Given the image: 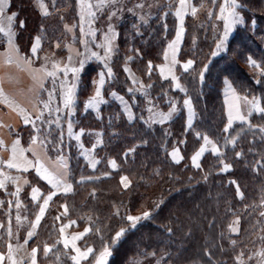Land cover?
<instances>
[{"label":"trees","instance_id":"16d2710c","mask_svg":"<svg viewBox=\"0 0 264 264\" xmlns=\"http://www.w3.org/2000/svg\"><path fill=\"white\" fill-rule=\"evenodd\" d=\"M45 1L48 16L42 15L36 0L9 2L8 12L16 14L12 24L14 43L23 56H31L36 36L41 37L39 55L46 52L60 55L66 53L70 39L77 35L79 0ZM160 1L145 19L136 13L119 15L117 49L108 65L112 75H105L102 89L107 103L101 104L98 114L83 111V106L91 95L92 82L105 67L100 60L91 59L79 74L75 113L68 118L75 129L87 131L81 138L87 146L93 139L88 131H101L102 144L93 152L99 161L94 169L84 157L80 142L67 135L66 115L60 121L64 126L62 144L61 129L55 124L49 127L36 120L35 128L28 124L17 132L10 130L25 146L33 137L46 138L47 156L51 160L64 156L70 169L68 181L73 185V192L53 197L33 241L38 246L40 261L74 264L69 258L74 252L65 249L62 243L56 244L61 240V222L55 218L60 217L64 204L68 206V214L61 216V221L71 219L79 228L91 229L79 245L91 247L94 252L81 264H95L94 257L105 246L112 253L107 264H130L133 259L145 258L150 253L163 257V264H258L255 254L258 249L259 253L264 252V215H261L264 212V132L260 131L264 116L253 113L249 117L252 127L238 121L225 132L228 118L223 95L225 83L229 81L240 95L255 97L264 106V0H237L242 23L230 32L225 51L217 56L211 53L223 35V28L217 27L222 0H216L215 5L212 0H194L198 4L204 1L205 7L195 16L187 14L184 21L177 71L185 91L175 88L174 82L164 79L159 71L165 61L167 44L177 28L174 4ZM65 25L74 27L75 34ZM6 44L7 38L0 33V47ZM249 57L260 67H253ZM188 60L194 63L185 72L182 65ZM125 69H130L138 78L137 83H133ZM104 72L107 73V68ZM113 93L128 102L134 119H129L124 104ZM42 94L40 90L39 98ZM186 99L191 100L194 112L191 127L184 104ZM170 104L177 109L170 120L157 123L149 119V108L167 111L171 109ZM45 118L54 119L55 115H44ZM1 127L0 120L3 141ZM36 128L40 129L39 133ZM198 134L208 136L221 153L206 151L198 160L200 167L192 161L204 142ZM226 139H235V145L226 144ZM58 148L61 150L57 151ZM2 149L0 145V160ZM174 150L182 157L178 163L171 155ZM110 161H115L117 167L113 168ZM224 164L230 168L224 170ZM9 175L18 181L21 176L29 179L30 185L22 188L18 197L33 216L38 206L31 198L30 188L36 185L46 193L51 187L32 171ZM123 176L129 180L127 187L121 183ZM17 187L18 183L8 181L6 189H0L5 206L18 198L13 195ZM144 211L151 212L150 218L142 219L132 228L126 216L141 215ZM121 228L125 229L124 235L113 243ZM0 240L4 244L6 235ZM45 245H55L46 256Z\"/></svg>","mask_w":264,"mask_h":264},{"label":"snow or ice","instance_id":"6c2138e0","mask_svg":"<svg viewBox=\"0 0 264 264\" xmlns=\"http://www.w3.org/2000/svg\"><path fill=\"white\" fill-rule=\"evenodd\" d=\"M7 2V0H0V33H3L4 36L7 38V45L9 49V55L7 58V63H13V58L11 53H19L18 47L14 43V36L15 33L12 30V24L15 19V13L9 16H4V5ZM40 7L42 9V15L48 16L50 15V12L48 11L47 5L44 3V0H38ZM213 5L216 4V0H212ZM117 3V0H97L96 3H93V0H79L80 4V31L84 33V27L83 25L85 23L88 24V32L86 35H91L92 37H95V30L92 28V24L95 22L97 18V11L103 10L105 6H111L115 5ZM142 7V5H141ZM201 8L204 7L203 4L200 5ZM240 7V5L237 3V0H223V2L219 6V15L218 19L222 20L223 23V35L219 39V42L216 44V50L211 53L212 56H217L221 52L225 51L226 48V42L228 40L229 34L234 28L235 25L242 23V17L240 16V13L237 11V9ZM95 9V10H94ZM188 9H190L191 15L195 16L198 9L197 7L191 5L189 3V0H179V8L176 10L175 15L179 18L180 21V30L177 32L176 39L169 44V50H171L172 53V60H171V65L172 66H159V71L161 76L164 79H168L171 77V80L175 82V88L179 89L180 91H185L184 88H182L181 84L179 83V77H177L174 73V66L175 64L178 63L176 59L177 51H178V45L181 41V37L184 31L183 28V23H184V18L185 15L188 14ZM116 12H112L109 16V19H111L112 16H115ZM212 13L209 11V16H211ZM6 21V23H5ZM21 27H23V23L21 22ZM66 29L68 31H72V28L65 25ZM117 33L115 32L114 28L109 25L107 32L104 34V42L100 45H98L101 48H105V54L103 57L100 56L99 53L96 52H91V57H95L97 59H104L107 61V59L110 58L111 53L113 52V41L117 37ZM85 45L87 46L88 41H84ZM41 44V37L37 36L35 38V43L33 44L31 48V52L33 55H35L40 48ZM87 51V47H86ZM77 55H83V53H77ZM25 65L28 66V68L34 73L33 79L36 81L37 88L38 90L41 91H47L48 92V99L47 101H42L43 104V109H38L37 115L35 120L31 119L27 114H24V110L20 109L21 113L24 114V123L29 124L31 123L33 127H36V120H39L41 124L47 123L49 127H51L53 124L59 129H61V134H60V143H63V125L61 124V116L59 115L61 112L67 110V117L66 119V125H67V135L69 137H73L77 140L80 141L81 137L84 135L83 129H81L78 133H74L73 130V121L68 118L75 113V94H76V88H77V82L79 79V74L82 71L85 60H80L79 61V67H69L68 65H65L63 68L60 67L59 64H53V69L52 71L48 70L47 65H43L42 67L38 69H32L31 65L33 63L31 58H20ZM47 59V58H45ZM69 64L72 61V57L70 56L69 58ZM85 59H88L86 56ZM164 59L168 60V53L166 52L164 54ZM249 63L253 67H260L255 60H252L250 57ZM192 60H188L187 62L183 63L182 67L185 72H187L190 68H192L193 65ZM105 68H107V73L105 72H100L99 73V79L96 82V89L95 93L93 96H91L88 101H87V108L88 109H99V105L103 103H107L103 99L102 96V91L101 89L103 88V85L105 83V75L107 74L108 76L112 75V70L110 67H108V64L105 63L104 65ZM149 68V74H151V69H152V64L149 62L148 64ZM128 71L130 74V69H125ZM58 72H63L64 76H67L68 72H72L74 75V81L71 83V85L68 84V82L61 81L59 84V87L63 90L62 91V105L63 107L56 106L55 108L52 107L53 102L55 101V93H56V87H57V73ZM48 78H52V89L51 91H48L45 89V80ZM200 79H203V72L200 74ZM133 83H137L135 79H133ZM141 87H144L141 85ZM148 87H151L149 85ZM128 91H135L134 89H128ZM228 91L232 93V97L234 101H237V103H232L229 102L228 106V119H227V125L224 128L225 132H228L229 129L232 128L234 121H239L242 124H248L249 127H252L251 122L249 117L253 115V113H259L262 116H264V106H261L260 100L257 98L253 97L251 100L248 99V97H243L242 99L245 101L246 105L248 106L247 112H242L240 105L238 101L241 99V97L237 96L235 94V90L232 89L231 85L229 84L228 86ZM146 94V93H145ZM113 96H116L115 93L112 94ZM122 104H124L125 111L128 112L129 114V119H134V116L131 112V106L128 104L127 101L124 100L122 96L117 97ZM0 103H6L11 106L12 102L7 98L5 95L3 88L0 87ZM184 104L188 107L189 111V116H188V126L191 127L192 124V119H193V109H192V104L190 99H186L184 101ZM171 110L167 113L159 112V113H154L153 116H150V120H154L159 123H163L165 121H168L172 118L173 114L177 111L176 107L174 104H170ZM47 110L49 116H52L53 112L56 113L54 119L50 120H45L44 119V111ZM148 111L152 113V108H149ZM158 117V119H156ZM37 133H39L40 129L36 128ZM260 131L264 132V127L260 128ZM98 136L100 134H97ZM200 136V134H198ZM200 138L203 139L204 143L203 145L198 149V151L192 156V161L193 164L196 167H200L198 160L199 158L209 150V146H211V152L220 155V148L217 146V144L212 141L208 136L203 135L200 136ZM45 139H40L38 136L33 137L32 139V144H37L38 142L42 147H46ZM232 143L235 145L236 140L235 139H226L225 143ZM3 141L0 140V145H3ZM20 141L16 140L12 147H11V157L7 161H2L0 160V165H6L7 168L9 169H16L17 171H24L27 172L29 168H34L37 175L45 180L50 186L52 191H50L46 196H44L43 193H41L40 189L38 187H32L31 189V198L34 201H37L38 203V213L35 215V220L34 222L31 223V231L28 232V239H31L35 234H36V229L39 227L40 222L42 218L45 215V212L49 206V202L52 201L53 197L56 196L57 194H69L73 192V185L70 183L67 179L70 169L68 162L64 156H59L57 158V166L56 170H50L48 167L45 166L43 161L40 159L39 156L36 157L35 161L28 159L24 155V150L23 149H18ZM102 143V140H97V144ZM95 146L93 145L92 149H85L83 146V143L80 144V147L83 151V154H85L87 157H89V163L91 167L94 169L96 165L99 163L98 160H96L94 157H92V153L95 151ZM61 149H57V151H60ZM172 158L178 163L179 159H182V157L179 156V151L174 150L172 152ZM110 164L113 168H116V162L115 161H110ZM230 168V165L224 164L223 169L228 170ZM85 178H81V183L84 182ZM87 179H93L92 177H88ZM8 181H11L14 184L18 183V178L13 177L10 175H7L2 168H0V189H6V183ZM127 181V177H122L121 183H124V186L127 187L128 185L125 183ZM25 183H28L27 180H25ZM238 188V186H237ZM21 191L20 187L16 188V192L13 193L15 196H19V193ZM43 196L42 203L41 197ZM241 198H243V193H240ZM3 201H0V206L3 205ZM11 203V202H9ZM16 207L19 208L20 204L17 202ZM61 207L64 209L63 213L61 215H67L68 214V206L66 204L61 205ZM261 215H264V212L261 213ZM151 216L150 211H144L141 215H128L126 216V220L131 222L130 226L132 228H135L137 223L141 221L142 219H148ZM20 216L17 215L16 220L17 223L20 222ZM55 219L59 220L60 217L57 216ZM75 221H70L69 225L75 224ZM238 223V221H237ZM0 227H3V225H0ZM66 226H62L59 228V232L61 234L64 233ZM237 229H233V231H236ZM91 231L90 228H86L83 233H78L76 235H73L71 239L69 240L68 237H64V239L57 240L56 244L63 243V247L65 249L71 248L73 251L76 253L75 255H71L69 258L74 262V264H80V261L82 259H87L89 255H91L94 252V249L91 247H88L85 251H81L80 248L76 247L75 241L82 238L86 233ZM125 229L121 228L118 232H116L115 237L113 238V243L118 241L120 237L124 235ZM8 234L9 236L12 235L11 227L9 226L8 228ZM27 243V240H25V244ZM53 245L52 247H49L45 245L44 247V254L48 255V253L52 252ZM39 251L38 248H33L31 250L30 256H31V264H36V254ZM13 252V246L11 244L8 245V259L12 261V264H17L15 258L12 255ZM111 251L108 246H105L99 253L98 256L94 257L95 264H107V258L111 256ZM261 257H264V252L259 253ZM5 259L3 254H0V262H2Z\"/></svg>","mask_w":264,"mask_h":264},{"label":"crops","instance_id":"0c3cea01","mask_svg":"<svg viewBox=\"0 0 264 264\" xmlns=\"http://www.w3.org/2000/svg\"><path fill=\"white\" fill-rule=\"evenodd\" d=\"M167 1H171V0H167ZM175 1H176L175 9L177 10L179 8V0H175ZM9 2H10V0H7V2L4 5V9H5L4 16L5 17L12 15V13L8 12ZM44 3L46 4L45 0H44ZM189 3H190V1H189ZM36 6L39 9V11L42 13V9L40 7L38 0H36ZM176 10H175V13H176ZM189 13H190V9H188V14ZM185 17H186V15H185ZM176 18H177L176 33H175L174 37L168 42L167 47L165 49V53L166 52L168 53V60L169 61L172 60V53H171V50H169L168 46H169V44L172 43L173 39L176 37L177 32H178V27L180 29V26H181V25H179V18L177 16H176ZM184 21H185V18H184ZM5 23H6V21H5ZM183 28H184V23H183ZM183 37H184V31H183V34L181 37V41L178 45V51H177L176 59H177L178 54H179V50H180V47H181V44L183 41ZM34 43H35V39H34L33 44ZM33 44H32V46H33ZM40 46H41V44H40ZM38 51H39V49H38ZM38 51H37V53H38ZM8 55H9L8 45L6 44L5 47H2V48L0 47V87L3 88L5 95L12 102L11 106L9 104H6V103H0V120H1L3 126L4 125L8 126L9 129L12 130V132L13 131L17 132L21 127L28 125V124L24 123V114H27L31 119L35 120L38 109H41V105H40V101H39L40 90L35 89L34 84H32L30 79L25 76L24 71L20 67V64H22L20 62L21 61L20 58H27V57L23 56L20 52L18 54L13 52V53H11L12 58H13V63H7ZM35 55H33L31 52V56H35ZM31 56H29L28 58H31ZM229 84L231 85L232 88H234L233 85L228 81L225 83V86L223 89L227 118H228V104H229V102L233 101L232 100V93L230 91H228ZM234 90H235V88H234ZM239 102H240V100H239ZM20 109L24 110V114L21 113ZM235 122H238V121H234V123ZM29 124H31V123H29ZM12 132L11 133L9 132L10 134L8 136H4L1 133V137H2L3 142H4L2 145L3 149L1 151L2 152V161H7L11 157V147L16 140H19L20 143H19L18 149L24 150L25 157H27L30 160L35 161L36 157L39 156L46 167H48L50 170H53V171L56 170V166H57V163L55 164L56 161L51 160L47 156L44 147H42L39 142L35 145L32 144V142H31L28 146H25L22 143L20 137L18 135H13ZM0 168H2V170L7 175H9L10 173H13V172L18 173V174L19 173H26L24 171H17L16 169H9L6 167V165H0ZM30 171L36 173L34 168H29V170L27 172H30ZM67 179H68V177H67ZM25 180H27L28 183H25ZM43 181L45 183H47L45 180H43ZM18 185L22 189V188L28 187L30 185V181L27 177L21 176L20 180L18 181ZM32 187H38V186L33 185ZM32 187L30 188V190L32 189ZM40 191H41V193L44 194V196H46L50 191H52V189L46 193L43 192L42 189H40ZM30 195H31V191H30ZM42 200H43V196L41 197L40 203H42ZM0 201L4 202V200L1 196H0ZM17 202H19V204H20L19 208L16 207ZM34 203H36L38 206L37 201H34ZM50 203H51V201L49 202V206H50ZM49 206H48V208H49ZM26 207L27 206L25 205L23 200L20 199L19 197L15 199L14 203H12L8 206H5L4 203L2 206H0V225H3V227H0V237L2 235H6V237H7V240L5 241L4 244L2 243V245H1V240H0V254H3L5 257V259L2 262H0V264H12V261L8 259V245L9 244H11L13 246L12 255L15 258L17 264H31V256H30L31 250L33 248H38V246L36 244H34L33 241L37 235L39 227L36 229V234L31 239H28L27 234L29 231L32 230L31 229V223L34 222L35 215L38 213L39 208H37V210L33 214V216H30L29 211L27 210ZM63 211H64V209H63ZM63 211H61L59 213L60 217L65 216V215H61V213H63ZM17 215H19L21 218L19 223H17V220H16ZM59 221L61 222V227L66 226L64 233L61 234V241L64 239V237H68L70 240L73 235H76L78 233H83L85 231V229L88 228V227L79 228L76 221H75L76 222L75 224H71L70 226H68L70 221H74L71 219L61 221V218H60ZM9 226L11 227V231H12L11 236H9V234H8ZM82 238L76 240L75 244H76V247L85 250V248H82L79 245V241ZM25 240H27L26 244H25ZM68 249H71L73 251L71 246ZM43 251H44V248H43ZM38 252L36 254V264H54L52 261H48V260L40 261L39 256H38ZM75 254L76 253L74 252V255ZM84 260H81L80 264Z\"/></svg>","mask_w":264,"mask_h":264},{"label":"rangeland","instance_id":"374dc122","mask_svg":"<svg viewBox=\"0 0 264 264\" xmlns=\"http://www.w3.org/2000/svg\"><path fill=\"white\" fill-rule=\"evenodd\" d=\"M189 1H190L191 5L197 7L198 11L202 10L205 7V4L203 3L204 1H201L199 4H198V2L195 3L194 0H189ZM96 2H97V0H93V3H96ZM160 2H161L160 0H151V1L150 0H117V3L115 5L105 6V8L103 10L97 11V18H96L95 22L92 24V28L95 30V33H96L95 37H92L91 35H86V33L88 32V24L87 23H85L83 25L84 33H82L80 31L81 21L79 20V23H78L79 28H78L77 35H74L75 34V28L71 27L72 28L71 33H73L74 36L70 39V43H68L67 46H66V49H67L66 53L64 52L63 54H60V55L59 54H55V53H49V52H46V53L40 54V55H39V53H37L35 56H31L32 61H33L32 65H31V68L32 69H38V68H40V67H42L43 65L46 64L47 67H48V70L52 71V70H54L53 69V64L54 63L55 64H59L61 68H63L65 65H68L69 67H79V61L80 60H85V64H86L91 59H97L95 57H91V52L99 53L100 56L103 57L104 54H105L106 49L105 48H101L98 45H100V44H102L104 42V34L107 32L109 25H111L114 28L115 32L118 34V31L116 29V22H117V19L119 18V15H121L123 12H124L125 15H126V13H131V14H135L136 13V14L142 16V18L145 19V17L148 16V14L155 9L154 4L155 3L160 4ZM168 2H172V4H174V7H175V5H176V1L175 0H171V1H168ZM222 2H223V0H222ZM201 4L204 5L203 8L200 7ZM141 5H142V7H141ZM113 10L116 12V15H115V18L113 20H111V19H109V15L113 12ZM218 15H219V12H218ZM223 23L224 22L222 20L218 19L217 27L219 29L223 28ZM239 24H241V23H239ZM179 25H180V21H179ZM235 27H236V25L234 26V28ZM233 29H232V31H233ZM179 30L180 29L178 27V31ZM175 39H176V37L173 39V41ZM85 40L88 41L87 46L84 43ZM112 43H113V52L111 53L110 58L107 59V61H105L104 59H98V60H100L102 62L103 67H104L105 63L110 65V62L114 58L115 50L117 49V37ZM86 47H87V51H86ZM77 53H83V55H77ZM70 56L72 57V61L69 64V59L68 58ZM86 56L88 57V59H85ZM45 58H47V59H45ZM177 61H178V57H177ZM20 62L22 63V64H20V67L24 71L25 76L30 79L32 84H34L35 89H38L36 81L33 79L34 73L28 68L27 65H25L23 63L22 60ZM85 64H84V66H85ZM160 66H172L171 65V61L165 60L164 63L162 65H160ZM105 70H106V68H102V70L100 72H104ZM174 73H175V75L177 77H179V74H178V71H177V64H175V66H174ZM129 76L131 77L132 80L133 79H135V80L138 79L132 72H131V74L129 73ZM169 78L171 79V77H169ZM98 79H99V77L92 82V89H91L90 97L93 96L94 93H95L96 82L98 81ZM65 80L68 82L69 85H71V83L74 81L73 73L72 72H68L67 76H64L63 72H58L57 73V87H56V93H55V101L53 102V105H52L53 108H55L56 106L63 107V105H62V91L63 90L59 87V84H60L61 81H65ZM76 82H78V81H76ZM174 84H175V82H174ZM44 86H45V89H47L48 91H51L52 86H53L52 85V78H48V84H46ZM102 89H101V91H102ZM232 89H234V88H232ZM76 91H77V88H76ZM235 94L237 96L241 97L240 102L238 101V103L240 105V108H241V111L242 112H247L248 106L246 105L245 101L242 99L243 97H246V96L240 95L236 91H235ZM90 97H88L85 100L84 106H83V111L92 110L93 112L98 114L101 104L99 105V109L98 110H96V109H88L87 108V101H88V99ZM116 97H119V96L117 95ZM47 99H48V92L47 91H43L42 98H39V101H40V104L42 105V107H43L42 101H47ZM103 99H104V97H103ZM248 99L251 100L250 98H248ZM76 100H77V98H75V103H76ZM232 100H233V97H232ZM232 103H237V101L233 100ZM228 106H229V104H228ZM186 109L188 111V107L187 106H186ZM152 110H153L152 113L149 112V117L153 116L154 113H159V112L167 113L171 109L165 111V110L159 109L158 107H154ZM53 114L56 115L55 112H53ZM44 115L49 116L47 110H45ZM59 115L61 117H64L65 115L67 116V110L61 112ZM188 115H189V111H188ZM156 119H158V117ZM45 120H46V118H45ZM152 121L156 122L155 119L152 120ZM157 123H159V122H157ZM73 130H74V133H78L81 129L77 130V129H75L73 127ZM83 131H84V133H87V131H85L84 129H83ZM9 132L11 133V131H10L8 126L4 125L3 127H1L2 135L8 136L10 134ZM88 134L93 139H92V142H91L90 146H87V145L83 144L85 149H92L93 145H96L95 146V148H96V147H98V146H100L102 144V143L97 144V140L98 139L102 140L101 131L91 130V131H88ZM97 134H100V135L98 136ZM79 142H80V144L83 143V142H81V140ZM210 149H211V146H209V150ZM83 155L87 159V161L89 162V157H87L85 154H83ZM92 157H94L93 153H92ZM94 158L97 160L96 157H94ZM53 161H56L55 164L57 163V159L53 160ZM123 177H126V176H123ZM125 183L128 185L129 180L127 179V181H125ZM122 184L124 185V183H122ZM236 226H237V224H236ZM85 250H86V248H85ZM85 250L81 249V251H85ZM259 252H260V249H258L256 254H255L256 255L255 257L257 258L256 259L257 263L258 264H264V257H261L259 255ZM82 260H84V259H82ZM241 261L243 263L247 262L246 259H241ZM130 264H163V257L156 256L153 253H150L145 258H135V259H133L130 262Z\"/></svg>","mask_w":264,"mask_h":264}]
</instances>
